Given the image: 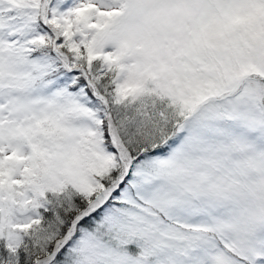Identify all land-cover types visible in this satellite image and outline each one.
<instances>
[{
  "label": "snow or ice",
  "instance_id": "obj_1",
  "mask_svg": "<svg viewBox=\"0 0 264 264\" xmlns=\"http://www.w3.org/2000/svg\"><path fill=\"white\" fill-rule=\"evenodd\" d=\"M0 264H264V0H0Z\"/></svg>",
  "mask_w": 264,
  "mask_h": 264
}]
</instances>
